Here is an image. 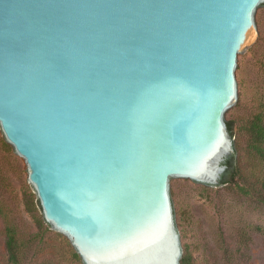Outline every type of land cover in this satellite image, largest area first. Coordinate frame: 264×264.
Segmentation results:
<instances>
[{
    "label": "water",
    "instance_id": "1",
    "mask_svg": "<svg viewBox=\"0 0 264 264\" xmlns=\"http://www.w3.org/2000/svg\"><path fill=\"white\" fill-rule=\"evenodd\" d=\"M263 10L0 0V127L85 264H181L175 181L220 184Z\"/></svg>",
    "mask_w": 264,
    "mask_h": 264
},
{
    "label": "rangeland",
    "instance_id": "2",
    "mask_svg": "<svg viewBox=\"0 0 264 264\" xmlns=\"http://www.w3.org/2000/svg\"><path fill=\"white\" fill-rule=\"evenodd\" d=\"M260 25L262 38H252L254 45L243 57V105L229 115L236 121L237 157L244 165L247 136L241 125L264 102V10ZM175 188L183 255H190L194 264H264V203L232 182L207 187L175 181ZM32 200L35 215L27 207ZM0 207L29 244L26 264H85L72 240L43 218L27 164L1 127ZM4 226L0 215V264H8Z\"/></svg>",
    "mask_w": 264,
    "mask_h": 264
},
{
    "label": "trees",
    "instance_id": "3",
    "mask_svg": "<svg viewBox=\"0 0 264 264\" xmlns=\"http://www.w3.org/2000/svg\"><path fill=\"white\" fill-rule=\"evenodd\" d=\"M262 103L260 110L241 125V130L247 136L246 165L241 163L236 151V154L234 153L226 160L227 169L220 184L232 182L245 195L264 203V102ZM235 123L233 118L227 121L231 134H233ZM229 174H231L230 180H228ZM27 207L35 215L36 205L33 200L27 202ZM0 215L5 221V250L8 264H26L29 246L27 240L22 236L19 226L10 219L1 207ZM181 264L194 263L190 255L184 254L181 258Z\"/></svg>",
    "mask_w": 264,
    "mask_h": 264
}]
</instances>
